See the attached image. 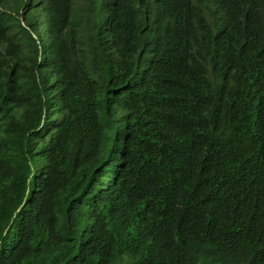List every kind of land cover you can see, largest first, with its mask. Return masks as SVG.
I'll list each match as a JSON object with an SVG mask.
<instances>
[{
    "label": "trees",
    "instance_id": "16d2710c",
    "mask_svg": "<svg viewBox=\"0 0 264 264\" xmlns=\"http://www.w3.org/2000/svg\"><path fill=\"white\" fill-rule=\"evenodd\" d=\"M238 1L0 0V264H264V0Z\"/></svg>",
    "mask_w": 264,
    "mask_h": 264
},
{
    "label": "clouds",
    "instance_id": "9594fccd",
    "mask_svg": "<svg viewBox=\"0 0 264 264\" xmlns=\"http://www.w3.org/2000/svg\"><path fill=\"white\" fill-rule=\"evenodd\" d=\"M78 1L84 7L86 6V4L88 2V0H78ZM261 1L262 0H239L237 2V4L239 7H242V8H251V7H254V6L260 4ZM219 15H220V11L217 8L215 11V16H219ZM205 17H206V20L209 24L208 25L199 24L200 27L202 28L203 32L210 38H216V37L222 38L220 36L222 29L219 28L218 26L213 25V21H214L213 16L209 12H206ZM211 48L216 49L217 47L210 45V46L205 48V51H209Z\"/></svg>",
    "mask_w": 264,
    "mask_h": 264
},
{
    "label": "rangeland",
    "instance_id": "374dc122",
    "mask_svg": "<svg viewBox=\"0 0 264 264\" xmlns=\"http://www.w3.org/2000/svg\"><path fill=\"white\" fill-rule=\"evenodd\" d=\"M132 258L130 256H126L124 258L118 259V261L115 264H130Z\"/></svg>",
    "mask_w": 264,
    "mask_h": 264
}]
</instances>
